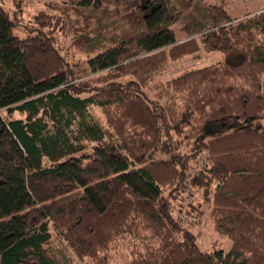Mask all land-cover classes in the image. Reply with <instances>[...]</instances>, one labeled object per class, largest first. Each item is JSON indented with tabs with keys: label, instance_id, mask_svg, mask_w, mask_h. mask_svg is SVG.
<instances>
[{
	"label": "trees",
	"instance_id": "1",
	"mask_svg": "<svg viewBox=\"0 0 264 264\" xmlns=\"http://www.w3.org/2000/svg\"><path fill=\"white\" fill-rule=\"evenodd\" d=\"M22 5L0 1V264H264V8ZM186 203L228 250L198 245Z\"/></svg>",
	"mask_w": 264,
	"mask_h": 264
},
{
	"label": "rangeland",
	"instance_id": "2",
	"mask_svg": "<svg viewBox=\"0 0 264 264\" xmlns=\"http://www.w3.org/2000/svg\"><path fill=\"white\" fill-rule=\"evenodd\" d=\"M1 1V0H0ZM6 5L11 7V9L17 8L14 6L15 0H2ZM62 0H22V10L16 12V18L20 17V20L23 24H32L33 14L37 12V10L45 8L48 3L60 2ZM129 0H118L123 6H125L126 2ZM217 2L224 3L225 7L231 14L242 15L244 11L248 10H260L264 8V0H212ZM107 6L109 10H114L116 4L114 2H108ZM109 14V13H108ZM102 21H110L114 20L111 16H106L101 19ZM59 39L62 41H66V38L59 33ZM68 39V37H67ZM223 57V53L220 51H211L204 52L199 57H195L194 59H183L178 61L177 63L170 64L169 68L163 71L160 74V77L163 79L170 78L174 73L178 72V70L184 69L187 65L191 63L197 65L201 62H213L221 59ZM191 64V65H193ZM160 156V155H159ZM167 155L160 156L166 157ZM206 162L205 157H201L198 161H196L197 165H203ZM187 194V193H186ZM196 194L192 198L191 196L186 195V201H192L194 204H197L196 200H194ZM187 208H189L188 203H186L181 211L182 222L183 224L189 223L191 230L196 235V240L198 245L203 249H213V248H222L224 250H228L231 247V239L223 230H218L215 227V223L213 219L209 216L208 210H205L203 214L197 216L198 211L195 208H192L191 212L187 213ZM126 248L120 246L119 251L113 253V258L110 264H125L128 259V255L125 252ZM66 257L68 260V264H82L80 261L76 260L71 256L70 253H66Z\"/></svg>",
	"mask_w": 264,
	"mask_h": 264
}]
</instances>
